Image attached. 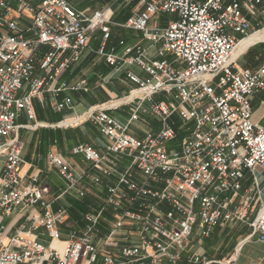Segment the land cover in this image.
<instances>
[{
    "label": "built area",
    "instance_id": "built-area-1",
    "mask_svg": "<svg viewBox=\"0 0 264 264\" xmlns=\"http://www.w3.org/2000/svg\"><path fill=\"white\" fill-rule=\"evenodd\" d=\"M13 1L0 0V138L18 132L21 112L34 114V96L50 92L57 97L81 87L62 82L61 76L81 58L97 30L104 34L96 50L99 55L116 68L138 65L148 77L128 71L136 89L83 115L105 137L104 155L86 144L73 149L106 176L118 177L116 184L106 187L105 205L116 220L104 243L117 244L114 241L122 231L128 234L126 243L115 250L98 249L95 236L102 208L86 214L84 230L71 234L63 249L46 245L38 230L44 228L51 241L57 240L66 212L53 210L46 188L36 178L24 183L23 160L14 137L0 145L5 156L0 210L6 215L15 209L34 213L8 243L0 239V264H96L99 258L101 264H162L165 257L177 264L179 253L171 251H183L195 232L208 237L224 221L249 219L254 197L248 191L234 211L229 206L246 170L264 168V126L253 122L250 100L264 90V64L256 71L239 68L235 51L245 38L264 32V26L254 29L248 18V14H264V0L145 2L146 8L121 26L141 32L153 45L160 44L154 57L142 45L126 56L108 49L109 9L80 10L69 0H16L14 10L30 20L24 27L11 17ZM160 13L177 14L178 19L165 28L152 27L151 21ZM167 54L181 66L165 60ZM160 94L165 98L156 100ZM124 106L130 114L121 123L109 111ZM55 108L62 110L65 103L56 102ZM175 115L184 129L174 128ZM148 117L159 119L160 128L146 130L142 137L133 134L131 127ZM112 154L129 159L131 165L117 173L114 167L120 163ZM50 164L67 181L64 194L76 189L86 174L69 170L54 155ZM132 168L145 180H136ZM92 180L100 182L97 176ZM251 226L253 236L264 244V207ZM5 229L1 224L0 237ZM191 258L193 264L214 263L200 253Z\"/></svg>",
    "mask_w": 264,
    "mask_h": 264
},
{
    "label": "crops",
    "instance_id": "crops-1",
    "mask_svg": "<svg viewBox=\"0 0 264 264\" xmlns=\"http://www.w3.org/2000/svg\"><path fill=\"white\" fill-rule=\"evenodd\" d=\"M69 1L75 8L88 10L89 12L109 9L108 16H110L111 24L108 49L115 48L118 55L126 56L127 54H133L136 45H142L147 48L149 56L154 57L157 54L160 44L153 45L143 38L141 32L121 26L136 12L144 10L146 8L145 2L150 0ZM16 3V0L12 2L13 12H11V17L17 18L24 27H28L30 25L28 17L14 10ZM248 18L254 29L264 26L263 13L248 14ZM177 19V14L160 13L153 18L150 25L165 28ZM103 36L101 30L95 31L81 58L73 63L61 76V81L66 82L68 85L81 84L79 89L66 90L57 97H54L50 92L34 96L33 100L37 99V104L33 102L34 114L31 116L24 111L21 112L18 118V124L20 125L18 132L0 138V145L12 140L14 137L18 138V146L23 160L22 172L25 174L24 183L36 178L39 185L46 188L47 198L51 201L53 210L55 212L60 210L66 212V222L62 226L60 237L57 240L51 241L44 228L38 230L41 240L46 245L58 249L65 247L71 234H80L84 230L86 214L98 212L102 208L103 214L96 229L95 243L98 249L105 247L109 249L110 246H105L104 240L110 233L116 217L113 210L105 205L106 187L116 184L118 177L116 175L106 176L100 168L93 167L92 163L87 161L83 154H76L73 149L78 145L86 144L97 154L104 155L106 152L105 137L98 127L87 121L83 115L90 108L124 98L131 90L136 89L137 85L127 78L128 71H132L143 78L148 77V74L138 65L129 66L124 64L119 68L111 66L103 56L96 52L101 45ZM250 37L255 39L238 49L236 65L239 68L256 71L264 64V32H257ZM121 41L124 44H121ZM242 58L243 63L240 64L239 61ZM250 100L253 109V122L264 126V90L254 93ZM56 102L65 103V108L57 110L55 108ZM109 113L121 123H125L130 114L128 106L111 109ZM23 114L27 118L26 122L19 121ZM174 117L171 122L174 127H177L176 130H180L185 124L183 122L181 124L177 123ZM78 119L79 123L69 125L73 123V120L77 122ZM159 128V119L148 117L135 123L131 127V132L138 137H142L146 130L157 131ZM51 155L61 157L69 170L77 173L86 171L76 189L63 193L67 181L59 174L58 169L50 164ZM111 158H118L119 160V166L114 167L117 173L122 172L124 168L131 165L129 159L122 156L117 157V155L112 154ZM4 165L5 156L0 154V175ZM132 171L136 180L140 182L145 180L144 176L135 168H132ZM245 174L242 187L234 196L229 210L234 211L241 202L242 196L248 191L254 197L249 219L247 221H224L208 237H202L199 232H195L188 239L187 246L183 251L177 249L171 251L173 254L179 253L177 264H193L191 257L195 253L206 255L208 259L214 261L213 264H264V244L260 243L256 236H253L251 226V222L259 209L264 207V168L256 167L253 171L246 170ZM93 176H97L100 182H94L92 180ZM90 181L98 187L97 190L102 193V197L105 196L104 202L93 211H88L89 208L85 205L86 200L84 199L87 195L85 186ZM70 196H74L76 199H72ZM76 211H81L84 216L80 233L71 226L74 220L73 216L75 217L77 214ZM33 213V210L15 209L10 215H6L0 210V225L3 224L6 227L0 239L4 243H8L12 235L19 231L23 225L30 223ZM105 223L107 224L104 225ZM100 231L102 235H100ZM126 235H128L126 231H122L116 238L117 241H114L117 244L111 246L110 249L115 250L116 246L120 247L125 244ZM249 237V240H245ZM96 264H101L100 258ZM162 264L171 263L165 257Z\"/></svg>",
    "mask_w": 264,
    "mask_h": 264
},
{
    "label": "rangeland",
    "instance_id": "rangeland-1",
    "mask_svg": "<svg viewBox=\"0 0 264 264\" xmlns=\"http://www.w3.org/2000/svg\"><path fill=\"white\" fill-rule=\"evenodd\" d=\"M164 59L167 60V61H169V62H171L174 67L181 66V64L178 61H175V57L172 54H167L164 57ZM239 63L240 64L243 63V58L239 61ZM164 98L165 97L162 94L156 96V100H162ZM33 102L35 104H37V99H34ZM174 120L177 123H179V124L182 123V120L177 115L174 117ZM19 121H21V122H26L27 121V118L25 117V114H23L22 117H20ZM77 123H79V120H77V122L72 123V124H69V125H76ZM174 128L177 129V127H174ZM182 129H184V128H182ZM181 136L178 138V140H180ZM128 161H130V160H128ZM85 188H86V192H87V195L84 198L86 200V202L84 201L86 203L85 205L89 208L88 211H93L100 204H102L104 202L105 196L102 197V195H101L102 193L99 190H97L98 187L93 182H91V181H90V183L88 185L85 186ZM70 197L72 199H76V198H74V196H70ZM76 213H77L76 215L74 214L75 217L73 216L74 220H73V223L71 224V226H73L72 228L73 229L75 228V230L78 233H80L82 231V226L81 225L83 223L84 216L81 214L82 213L81 211H76ZM106 224L107 223H105L104 225H106ZM108 225H109V222H108ZM100 235H102L101 234V231H100Z\"/></svg>",
    "mask_w": 264,
    "mask_h": 264
},
{
    "label": "bare ground",
    "instance_id": "bare-ground-1",
    "mask_svg": "<svg viewBox=\"0 0 264 264\" xmlns=\"http://www.w3.org/2000/svg\"><path fill=\"white\" fill-rule=\"evenodd\" d=\"M257 35H259V34H257ZM254 37V36H253ZM253 37H249V38H247V39H245V40H242L241 41V43L238 45V47H237V50L235 51V55H236V53L238 52V49L242 46V45H245V44H248V43H250V42H252L255 38H253ZM258 38V37H257ZM258 40V39H257ZM237 56V55H236ZM73 123H75L76 122V120H73L72 121Z\"/></svg>",
    "mask_w": 264,
    "mask_h": 264
}]
</instances>
